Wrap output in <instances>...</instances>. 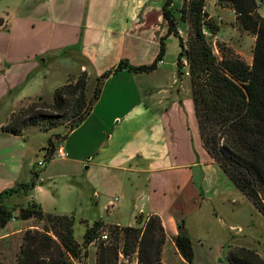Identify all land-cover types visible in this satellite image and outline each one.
<instances>
[{
  "label": "crops",
  "instance_id": "crops-1",
  "mask_svg": "<svg viewBox=\"0 0 264 264\" xmlns=\"http://www.w3.org/2000/svg\"><path fill=\"white\" fill-rule=\"evenodd\" d=\"M165 1L19 0L12 13L15 21L0 16L1 45L8 47L9 41L13 42L8 49L9 61L0 64V107L7 98L19 102L12 115L25 100L42 97L49 101L44 98L49 63H59L67 82L75 80L82 71L96 79L123 60L134 66L152 63L164 37L166 50L157 68L151 72L122 69L111 73L91 113L68 134L66 146L62 145L72 161L89 164L87 169L102 173L101 178L85 176L95 196H99L104 183L127 193L133 191V221L127 225H135L140 213L158 214L167 240L171 238L174 242L181 224L174 209L167 207V195L177 199V206L185 210L181 212L183 216L191 211L193 202L200 209L203 201H229L237 186L211 157L201 138L191 78L187 69L180 72L177 65L179 38L168 34V22L163 16ZM182 4L183 0L173 1L175 8ZM206 10L221 26L228 23L232 26L228 38L219 32L215 40L229 43L251 64L256 38L238 27L234 10L219 5L217 0L210 7L206 4ZM188 30V22L180 21L179 31L184 38ZM2 35L8 37L4 39ZM248 38L249 55H246L244 42ZM63 58L79 65V71L74 65L62 66L59 61ZM5 123L1 122L0 128ZM82 129L83 133L71 142L70 137ZM25 135V132L6 133L1 137L20 145L19 139ZM125 175L129 183L124 182ZM20 179L19 175L8 176L0 170V193L20 183ZM42 187L38 185L34 192ZM213 210L219 214L216 207ZM28 226L7 230L0 238L19 235L20 247ZM184 229L187 232L185 224ZM192 243L194 247L193 239ZM177 253L183 259L178 249Z\"/></svg>",
  "mask_w": 264,
  "mask_h": 264
},
{
  "label": "trees",
  "instance_id": "trees-1",
  "mask_svg": "<svg viewBox=\"0 0 264 264\" xmlns=\"http://www.w3.org/2000/svg\"><path fill=\"white\" fill-rule=\"evenodd\" d=\"M166 0L163 16L168 34L179 38L178 68L188 70L192 83L195 112L204 145L237 188L264 214V16L259 12L263 0H217L231 8L238 27L255 36L252 63L222 42L213 39L221 26L206 10V0H183L180 8ZM189 24L188 37L179 31V22ZM3 18H0V25ZM217 49V52H216ZM166 50L165 38L157 58L150 64L134 66L123 60L96 78L88 99L89 76L82 71L75 80L56 88L53 101L42 97L13 112L1 126L4 133L22 135L29 127L51 130L64 126L56 138L64 139L94 108L107 77L118 70L151 72ZM187 60V66L183 61ZM56 145L53 138L45 147L51 159ZM39 173L35 170L34 176ZM36 178L20 182L0 193V231L13 219H38L44 226L24 231L16 264H89L90 248L95 245L94 264H165L162 258L167 232L158 214L140 213L135 225H108L98 219L88 224L83 240L75 236V216L45 213L33 197ZM31 196L27 204L15 198ZM14 201V202H13ZM108 231V238L103 232ZM175 245L186 264H194L195 251L184 223L174 236ZM231 264H264V258L245 246L228 253Z\"/></svg>",
  "mask_w": 264,
  "mask_h": 264
},
{
  "label": "rangeland",
  "instance_id": "rangeland-1",
  "mask_svg": "<svg viewBox=\"0 0 264 264\" xmlns=\"http://www.w3.org/2000/svg\"><path fill=\"white\" fill-rule=\"evenodd\" d=\"M18 1L0 0V16L7 21H15L16 17L12 13L16 11ZM212 2L213 0H206V4L209 7ZM259 12L264 16V0L261 2ZM225 15L229 16L230 13L225 12ZM227 19L231 21L230 17H227ZM231 30L232 26L230 23L223 24L220 34L228 38ZM2 36H4V39L8 37V35ZM187 37L188 34H185L186 39ZM249 39L244 42L246 55H249ZM1 40L0 64H6L11 55L8 49H11L13 42L10 40L8 47H2ZM218 42H222L234 50L229 43L220 41V39L215 40L214 38L213 43L216 48ZM59 62H62L61 64L64 67H71L76 64L68 58H63ZM49 64L50 73L45 83L44 98L49 100L46 102L51 103L56 88L67 82V75L57 65L59 63ZM76 71H79V65ZM70 77L74 79V76ZM95 83V77H90L87 90L88 99L93 92ZM30 102V100H25L16 111L28 106ZM18 103L10 101L8 98L5 99L3 106L0 107V123H5L9 120L13 107H17ZM64 130V126H58L51 130L29 127L24 130L26 135L19 139L20 145H18L16 141H10L11 139H9V142L7 139H2L1 136H6V133H2L0 128V170L8 176L19 175L21 182H30L33 178H36L37 184L41 185V187L43 185V187L34 192L33 195L43 203L44 212L55 215L75 216V236L79 242L83 240L87 225L98 219H102L107 226L117 222H120L121 225H127L130 221H133L131 217L134 205L133 191L127 193L113 185H105L104 183V188H100L99 196L97 197L93 194L94 192L85 180V176L88 178H101L103 176L100 170L87 169L86 166L89 164L82 165L72 161L68 152L67 157L64 159L46 158L45 147L48 146L50 138L55 140L56 147L62 144L66 146L64 141L69 137L62 140L56 138V134L62 133ZM82 133L83 129L77 131L76 135L70 137L69 140L72 142L76 136ZM10 138L13 137L10 136ZM39 161H44V165L38 168L39 175L35 177L33 167ZM124 182H128V175H125ZM167 197V207L174 209V213L180 219L178 223L181 224L184 221L187 232L193 239L195 247L194 264H231L228 258L229 251L233 247L240 246L255 249L264 258V214L238 188L233 191L231 199L224 203L219 199L216 201H203L202 207L199 209L198 203L192 201L193 203H190L191 211L185 212L183 216H181V212L185 210L177 206L179 205L176 202L177 199L173 195H167ZM30 198L31 196H23L15 198V200L27 204ZM213 207L217 208L219 214L214 212ZM15 220H11L10 224L8 223V228H3L0 234L24 224H28L29 228L41 229L44 226V221L36 218L28 220V223H24L22 219ZM168 231L170 233L172 231L170 226ZM20 241L21 237L19 235L0 238V264H16ZM90 251L91 255L88 262L89 264H94L95 245L91 246ZM163 260L166 264H186L184 258L182 259L177 253L176 245L171 238H168L165 244Z\"/></svg>",
  "mask_w": 264,
  "mask_h": 264
},
{
  "label": "built area",
  "instance_id": "built-area-1",
  "mask_svg": "<svg viewBox=\"0 0 264 264\" xmlns=\"http://www.w3.org/2000/svg\"><path fill=\"white\" fill-rule=\"evenodd\" d=\"M183 63L187 66L188 62L184 59ZM67 157V151L63 145H59L56 147L55 152L51 155V158H66ZM44 165V161H39L36 165H34V170H38L39 167H42ZM103 238H108L107 232H103L102 235Z\"/></svg>",
  "mask_w": 264,
  "mask_h": 264
}]
</instances>
